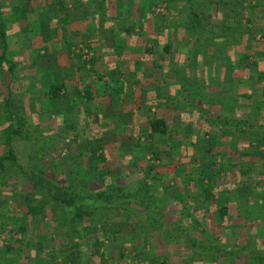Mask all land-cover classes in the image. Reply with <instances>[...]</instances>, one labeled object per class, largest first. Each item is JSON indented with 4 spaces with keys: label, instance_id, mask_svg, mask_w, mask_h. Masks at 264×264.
Masks as SVG:
<instances>
[{
    "label": "rangeland",
    "instance_id": "1",
    "mask_svg": "<svg viewBox=\"0 0 264 264\" xmlns=\"http://www.w3.org/2000/svg\"><path fill=\"white\" fill-rule=\"evenodd\" d=\"M0 3L6 9L18 4L13 0H0ZM63 3L67 6L70 4L69 0H37L35 14L28 21L19 22L18 27L12 29L7 24V30L12 32L9 55L16 60L22 81L9 87L14 94V115L11 117L6 115L4 102L9 89L6 82L12 76H9L6 67L0 73V155L6 150L8 126L15 124L14 120L19 114L24 129L22 135L14 138L16 153L21 165L45 186L49 187L50 182L53 186L64 187L85 185L94 191L113 180L135 187L143 178L152 184L153 200L166 208L161 223L148 225L142 215L134 214L98 220V226H92L89 235L80 234L82 264H152V259H159L155 264H246L235 256L230 259L212 254L196 256L188 250L184 238H198L208 245L206 240H209L212 245L209 249L223 248L227 252L242 240L238 232L230 229L232 224L220 223L221 206L234 207L223 198L230 193L234 195V192L228 188L232 185L229 182L230 172L227 168L214 171L216 169L212 167V162L215 158L211 155L215 149L230 151L238 148V143L235 144L233 139L226 142L220 137L215 138L214 127L219 130L221 126L215 125L212 116L226 114L251 120L261 117L264 124V0H192L193 10L201 16L199 22L204 26L201 32H196L193 27L192 8L187 0H137V5L134 0L99 1L100 10L103 11L98 14L100 21L115 23L113 29H105L106 40L112 39V33L116 32L115 37L124 39L123 42L129 38L132 48L142 42V53L152 58L155 70L161 68L162 62L166 64L164 61L168 58L169 67L177 69L178 64L182 74L180 63L185 56L188 62L191 58L196 60L189 62V71L184 69L185 73L192 72L196 64L202 68L196 79L189 76L191 90L188 94L191 101H202L199 102L207 110L208 118L199 111V107L193 108V102L189 100V105L181 100L178 111L182 116L181 124L182 119L185 120L184 127L181 125L178 132L173 131L179 139L169 137L162 140L158 136L154 140L148 138V124L150 119L165 111H152L154 108H149L150 102L145 100L153 95L138 91L141 86L147 87L146 90H154L158 86L149 82L151 76L142 79L144 82L141 86L135 85L136 105L131 104L128 105L130 108L124 109L118 100L122 96L118 87L112 85L114 92H108L107 85V91L103 90L104 84L96 85L98 74L93 71V56L88 49L80 47L73 51L76 57L79 52L83 54L81 61L61 59V55H66L63 43L70 36H66L65 30L59 31L58 22L65 13L60 11ZM140 4L144 6L143 10L138 8L134 11V5ZM68 8L70 11L71 8ZM125 20L131 23L129 30L125 29ZM149 28H155V31H149ZM146 31L152 32V36H146ZM62 44L64 49L59 53ZM2 48L0 44V54ZM230 53L234 57L237 53L239 58L243 57V60L235 61L242 69L233 75L229 74L232 69H223L222 66L225 59H230ZM205 60H210L211 66H216V70L210 72L211 77L208 73L204 75ZM92 65L93 69H90ZM76 67L77 71L74 70ZM80 68H85L84 73ZM260 73L263 76H259ZM77 74H85L84 82L93 96L91 101L77 99L80 103H75L76 97L71 92L78 88V83L72 81ZM53 84H65L62 91L65 98H51L48 91ZM186 89H189L188 85H183L181 93ZM156 90L159 93L160 89ZM200 90L208 92L204 94ZM176 102L172 101V105L176 106ZM101 104L103 109L99 108ZM118 113L121 114L120 118L114 119V114ZM167 113L169 124L176 129L175 114L172 110ZM100 114L105 116L104 125ZM98 128H103L108 138L102 141L107 156V163L103 167L109 171L104 178L99 177L89 163L93 150L99 146L95 140ZM115 128H119V135L113 134ZM220 130L231 134L228 129ZM38 131L45 135H37ZM180 134L191 140H180ZM155 152L159 153V160L155 159ZM228 154H223L221 159L225 161ZM152 164L157 166V171H149ZM216 172L220 174L215 177ZM10 174L6 177L7 185L0 184V264H64L65 259L59 251L61 237L55 239L53 232H59L62 236L66 227L61 222L52 224V202L33 190L23 176ZM43 176L47 179L44 180ZM210 177L215 178L212 185L217 188V192L213 193L217 196L215 201H206L202 191V180L208 181ZM217 183L222 189H218ZM33 198L37 200L33 204L42 207L44 214L32 220L28 218L26 203L32 202ZM57 212L60 213V210L57 209ZM17 224L28 227L26 236L19 237L13 230ZM251 224L252 228H260L254 222ZM101 227L105 228L104 234ZM180 232L185 237H180ZM96 242H100L99 247L95 245ZM7 245L15 249L3 253Z\"/></svg>",
    "mask_w": 264,
    "mask_h": 264
},
{
    "label": "trees",
    "instance_id": "2",
    "mask_svg": "<svg viewBox=\"0 0 264 264\" xmlns=\"http://www.w3.org/2000/svg\"><path fill=\"white\" fill-rule=\"evenodd\" d=\"M13 1H17L18 4H14L10 8L7 7V9L3 4L0 3V44H2L3 46V51L0 54V73L3 72L4 68L6 67L8 69L9 76H12L11 80H8V82H6V84L9 85L8 88L13 87L12 84L20 83L22 80H20V71L18 70L17 62H15L16 60L12 59L9 55V48L11 45L10 34H12V32L9 33V31L7 30V24L9 23L11 25L10 28L18 27L19 22L28 21L29 18L35 14V9L37 8L35 6V1L37 0ZM187 1L192 8L193 27L196 32H201V30L204 29V26L199 22L201 16L193 10L192 0ZM61 8L63 7L61 6ZM82 57L83 54L79 52V54H77V60L81 61ZM80 70L82 69L80 68ZM263 74L260 73L259 76H263ZM189 82L190 80L188 79V77L184 78V80L182 81V87L183 85H188L189 88L182 93L185 99L191 101L192 98L188 94L191 90V84H189ZM65 87V84H53L49 88L48 94L52 96L51 98L54 100H61L65 98L62 93ZM71 93L76 97L75 103L77 104L80 103L77 102V99H81L80 101H82V99L86 101H91L93 99L92 93L90 92L88 87H83V89H73ZM13 95V90H10L9 88L7 97L5 98L4 102L6 115H11V117L12 115H14V112L12 111ZM199 111L205 115L206 119L208 118L207 110H205L204 108H200ZM17 116L18 117L14 120L15 124L9 125L5 134L6 150L3 155H0V184L2 186L7 185L5 184L6 177L12 175L10 173L21 175L32 186L33 190L41 193V196L44 195V197L52 202V224L55 225L61 222L66 227V231L62 236L59 232H53V234L55 235V239L61 237V241L59 240L61 243L59 251L63 255V259H65L64 264H82L81 257H83V255L80 250V234L83 232L82 235H89L91 227L98 226V220H102L114 215L134 214L136 216L142 215L148 225L150 224L152 226H155L156 223H161L160 220L163 216H165L166 208H164V206L160 202L153 200L154 191L152 190V184H150L146 178L140 180L138 185H135V187L130 185H122L119 184L117 180H113L110 184H107L102 189H97L94 191L90 188H87V186L85 185H67L66 187L61 185L53 186V183L49 181L50 186L47 187L45 186V184L38 182L31 171L21 165L19 156L16 153L13 144L14 138L18 135H22L21 133L24 129L23 123L20 122L22 119L19 118V114H17ZM212 117L216 126H221L222 129H228L227 131L230 130L231 133H234L237 137H241V133H247L246 136L248 142H244L241 146L238 147L241 151L239 154L240 157L246 158L248 159V161L253 160L254 162H256V160L258 159L264 162V135H260L261 133H264V125L259 124L256 120L253 119L251 120L248 118L244 121H241L233 116H228L226 114H220L216 117ZM12 121L13 120H10V122ZM15 121L17 122V124ZM167 122L168 120L166 119V117H155L150 119V122L148 124L150 128V135L148 136V138L154 140L155 136H158L160 137V140L169 137L173 139L177 137L178 139V136H176L174 132L169 129ZM36 133L40 136L45 135L43 134V132L39 131ZM98 133H101V131L99 130L97 132L96 136L98 135V137L95 138V140L99 142V146L98 149L93 150L91 156L92 158L90 159L89 163L94 171L97 172V175L101 178H104V176H106L109 171L107 168L103 167L107 163V156L105 154V147L102 144L103 140L102 138H100L101 135ZM152 144L154 143L152 142ZM238 148L237 150H239ZM44 151L45 150H42L43 153H45ZM159 156V153H154V157L156 160H159ZM157 170V166L153 164L149 166V171ZM220 171H222V169ZM248 172V170H245L242 172L236 171L232 174L230 173L231 177L229 182L231 184L236 183L242 177L244 179L243 182L247 180L248 183H256L257 179H260L259 174H257L256 171H252L249 173ZM219 174L220 172L214 173L215 177L219 176ZM110 176H112V174ZM42 178L44 180L47 179L44 176ZM214 179L215 178L210 177L208 181L206 179L202 180V191L206 195V201L215 200V198L217 197L215 196V194H213V191L217 190L214 186H212L213 184H215ZM205 181H207L206 185H204ZM254 187H252L251 189L252 196L257 200L260 197H262V199L260 200H264V190H261V192L258 194V189ZM31 200L32 202L26 203V208L28 218H31L33 220V218L39 217L40 215L44 214V211L42 207L35 206L33 204L37 201L35 198ZM232 208L233 207H231L230 205L221 206L219 210V218L222 225L226 224L227 219L230 217V215H232ZM57 209L60 210V213L57 212ZM100 229L102 231V234L106 232L104 227H101ZM13 230L19 237H23L24 235L26 236L28 233V227L26 225L19 224L17 227L13 228ZM182 233L180 232V237H185ZM66 239L67 241L65 242L64 240ZM250 239L246 241H239V244L233 247L232 250H228L227 248L228 252L226 251V249L223 250V248L209 249V247L212 246L209 240H206L209 242L208 245L207 242H202V240L198 238L194 240L191 238V236H189L184 238V242L188 250L194 253L196 256L212 254L214 256L220 257L225 256L229 259L232 256H235L234 258H241L244 261L248 262L247 264H264V250H262L264 246L262 242H259L255 239ZM99 244L100 242H96L95 245L99 247ZM1 245L3 246L4 244L1 243ZM14 249L15 248L11 245H7L3 248V253H8V251H12ZM158 261L159 259H152V264H155Z\"/></svg>",
    "mask_w": 264,
    "mask_h": 264
},
{
    "label": "crops",
    "instance_id": "3",
    "mask_svg": "<svg viewBox=\"0 0 264 264\" xmlns=\"http://www.w3.org/2000/svg\"><path fill=\"white\" fill-rule=\"evenodd\" d=\"M99 1H101V0H69L70 4L68 6L65 5V3H63L61 5L63 8L60 7V11L62 12V10H63V11H65V13L63 16H61V18L59 20V22L63 21L64 23L62 22L61 24H59V22H58L59 31L61 29L65 30L67 32L66 36L70 34V36L65 38V42L63 43L65 46V49H66L64 51L66 53V55H63V56L61 55V59L62 60H65V58H68L70 60L76 59L75 62H77L78 61L77 57L72 54V53H74L73 51L77 48H80V47L88 49L90 51V54L93 56L92 62L94 65V69H93V65L90 66L91 67L90 69H93V71H97V74H98V79L96 81L97 82L96 85L104 84V86H103V88H105V89H103L104 91H107V89H106V85H107L108 89H109L108 92H114V90L112 89V85L115 87H118V89H120L119 92L122 94V96L120 98H118V100H120L122 102V103L121 102L120 103L123 106H120V107H122L124 109L130 108L131 104H133L134 106L136 105L137 86L135 88V85L137 84L138 86H141V84L144 82V81H142V79H145L146 76L147 77L151 76L152 79H149V82L156 83L158 86H156L154 88V90H151V89L146 90L147 87L141 86L142 90L139 89L138 91L141 92L142 94H144L145 92H148V95H153L152 97L151 96L148 97L149 99L146 98L145 101L150 102L149 108H154L152 111H155V112H157L159 110L165 111L164 114H162L158 117H166V115L168 114L167 111L172 110V112L175 114V118H176L175 120L177 121V123H175L176 129H174V127L172 125H170L169 122H167V123H168L169 129H171V131L175 130V133L178 132L179 127L181 125H182V127H184L183 122L185 121V120L183 121V119H182V124H181L180 117H182V116H180V113L178 111L179 110L178 108H180V102H181V100L185 101V103L189 102L187 99H185L183 97V93H181L180 88L182 87V81L184 80L185 77L190 78L189 76H193L196 79L200 75V70L202 69L201 66L199 67V65L197 66V64H196L192 67V72H186L185 73L184 69L188 70V68L191 64L189 62L191 61L193 63L196 61L195 58H191L188 62L187 61L188 59L185 56L182 59V63H180V66L182 67L181 68L182 74H180V67H178V64H177V69H173L172 67H169L168 58L165 59V61H164V62H166V64H163V62H162L161 68L155 70V68L152 64V62H153L152 58L148 57V55L146 53L145 54L142 53L141 47H144V44L142 42L138 43V45L137 44L133 45V48H132L130 46V42H129V38H128V39H125L126 45H124L125 44V41L123 42L124 39L121 40L120 38L115 37L118 34L116 32L112 33V39L106 40L104 38V35H106V31L113 29L112 27H114L115 23H114V21L113 22L106 21V23H103V21H100L98 14L100 11L101 12H103V11L100 10ZM103 1H105V0H103ZM134 3L137 5V0H134ZM68 7L71 8L70 11L68 10L69 9ZM138 8H139V10H141V8H142V10H143L144 6H142L141 4H140V6L134 5L133 9L135 11V9H138ZM125 21H126L124 23L125 29H127L130 27L131 23L128 22V20H125ZM117 23H120V22H116V24ZM144 25L146 28L147 25L145 23H144ZM105 29H106V31H105ZM153 29H155V28H152V29L149 28L148 30L153 32V31H155ZM152 32L149 33L146 31V36H150V35L152 36V34H153ZM262 33H264V28L262 30ZM63 34H65V33L63 32ZM226 40L228 41V39H226ZM236 40H238V39H236ZM242 42H243V40L241 41V43ZM63 44L61 45L62 50H60L59 53H62V51L64 49ZM137 47H140V48H137ZM241 47H242V45H241ZM145 48H146V46H145ZM137 50H138V52H137ZM230 55H231V53L229 54V56ZM235 56L236 57H234V55H231L230 59H225V63L223 62V65L221 63V65L224 66L223 69H229V70L232 69L231 71L227 70L230 72L229 74H231V75L236 73L237 70L240 71L242 69V68H239L235 64V61L240 60L241 58H242L241 60H243V57L239 58L240 55H238V53L235 54ZM214 57L216 58V56H214ZM246 59L247 58H245V60ZM204 62H207V63H205V67L203 66V71L205 72L204 75L207 76V73H208V76L211 77L210 72L216 70V66H211L210 60H205ZM186 66H188V67H186ZM81 67H82V65H81ZM194 67H198V69L196 68V70H194ZM234 69L236 71L233 72ZM74 70L77 71L78 68L76 67ZM83 71H85V68L84 69L82 68V73H84ZM83 75H85V74H83ZM83 75L77 74L74 77V79L72 80V81L78 83V88H80V89L82 88V86L87 87L86 82H84L85 76H83ZM78 77H79V79H78ZM233 77H235V76H233ZM139 78L141 79V81ZM151 80H153V81H151ZM147 85H149V84H147ZM78 88H75V89H78ZM222 88H223V86H222ZM156 89H160L159 93L157 92ZM200 91H202V90H200ZM154 92L157 94H155ZM172 92H173V95H171ZM202 92L204 94H206L208 91L203 90ZM177 93H179V95H177ZM240 99L241 98H239V101H240ZM172 101H175V102L177 101L175 104L176 106L172 105ZM199 101L202 102L201 100H199ZM199 101H196V102L191 101L195 104V105L193 104V108L204 107L203 105H201V103ZM128 102H129V104H128ZM128 105H130V106H128ZM177 105H178V107H177ZM100 106L101 107H99V108L103 109V105L101 104ZM195 106H197V107H195ZM104 107H105V103H104ZM157 108H158V110H157ZM170 112H169V114H170ZM240 113L243 114L242 112H240ZM100 115H102L100 117H103V119H102L103 124L102 125H104L105 116H104V114H100ZM120 116H121V114H119V113L117 115L114 114V119L120 118ZM166 119H167V117H166ZM236 119L244 121L248 118L238 117ZM256 121L259 124L264 125L261 122V117L260 118L258 117V120H256ZM133 122H134V120H132V123ZM220 129H222V128L220 127ZM220 129L218 130L217 127H214V130H216V133H213V135H215V138L220 137V139L225 140L226 142H229L230 140L233 139L235 144L238 143V147L241 146L245 141H247V139L245 138L247 133H245V134L241 133L240 134L241 137H239V136L237 137L233 133L227 134L226 131L222 130V132L225 133L224 134L221 132ZM149 130H150V128H149ZM200 130H201V128H200ZM98 131H99V128L96 130V132H98ZM100 131H101V133H98L100 135L102 134V136H100V138H102V140H105V139L108 140V138L106 137L107 134L104 133L105 130L103 128H100ZM113 134L119 135L120 134L119 128H115V131L113 132ZM230 135H232L233 138ZM155 139H157V136H155ZM178 139H179V136H178ZM180 140L190 141L191 139H190V137H185L184 135L180 134ZM238 141H241V142H238ZM190 143H192V142H190ZM184 152H186V151H184ZM228 152H229V154L227 155L225 161H223L221 159L222 155L225 153H228ZM240 152H241L240 149L237 150V148L230 150V151H227V150L218 151L215 149V150H213V152L211 154L215 158V160H213V162H212V165H213L212 167L216 169L214 171H218V170H221L223 168L224 169L227 168L231 174L233 172H236V171H241V172L245 171V170L246 171L248 170L249 172H252V171L255 172L256 171V173L259 174V178H260L259 180L257 179L256 183H251V182L248 183L247 180L245 182H243L244 179L242 177L236 183H234L228 187V188H232L230 190H232V192H234L235 196L233 195V193H230L229 196L226 195V197L223 198L224 201H226V202L230 201V203H232V206H234L232 208V215H230V217L227 219L228 224L226 223V225L232 224V227L230 229L232 231L234 229L235 233L238 232V235L242 236V238H241L242 241L243 240L246 241V240L251 238L250 240L255 239V240H258L259 242H262V244L264 246V225L260 224L261 222H264V206H263L264 200H260V199H262V197H260V198H258V200H259L258 201L255 197L252 196V191H251L252 187H254V186L258 189V191H257L258 194L261 192V190H264V174L262 176V173H264V162L260 161L258 159L256 160V162H254L253 160L248 161V159L240 157V155H239ZM188 155L190 156V154H188ZM211 161H212V159H211ZM200 162H198V163L201 164ZM250 169H253V170H250ZM244 183H246V184H244ZM219 184L220 183H217L216 186H218V189L219 188L222 189V187H219ZM256 184H258V185H256ZM220 186H222V185H220ZM213 193H215V192L213 191ZM261 209L263 212L261 211ZM260 211L262 213H260V215H259ZM256 215L258 217H256ZM251 222H254L260 228H258V227L252 228ZM262 250H264V248ZM241 261L245 262L246 264L248 263V262L244 261L243 259H241Z\"/></svg>",
    "mask_w": 264,
    "mask_h": 264
}]
</instances>
